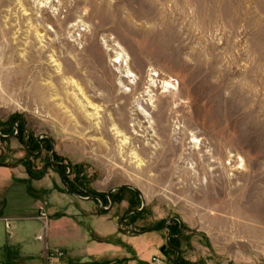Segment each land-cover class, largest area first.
Instances as JSON below:
<instances>
[{
  "label": "rangeland",
  "instance_id": "obj_1",
  "mask_svg": "<svg viewBox=\"0 0 264 264\" xmlns=\"http://www.w3.org/2000/svg\"><path fill=\"white\" fill-rule=\"evenodd\" d=\"M18 118L55 151L0 137V166L20 176L1 180L0 214L34 205L45 242L39 257L13 246V264H173L179 220L145 234L120 221L143 197L126 216L137 231L178 217V264H223L264 234V0H0V130ZM125 184L142 195L109 197Z\"/></svg>",
  "mask_w": 264,
  "mask_h": 264
},
{
  "label": "crops",
  "instance_id": "obj_2",
  "mask_svg": "<svg viewBox=\"0 0 264 264\" xmlns=\"http://www.w3.org/2000/svg\"><path fill=\"white\" fill-rule=\"evenodd\" d=\"M14 177L19 178L20 176L11 173L8 168L0 166V182L1 180L11 181ZM33 208L34 205L30 209H26V213L34 212ZM26 213L20 214V212H15L12 214H0V258H2L0 259V264H13L11 261V253L12 250L14 252L16 251L14 249L15 247L22 254L28 252L33 257H39L43 253L45 242L38 239V235L42 232L43 223L36 218H26ZM72 226L68 218L52 219L48 231L49 244L51 246H61L63 243L59 236L60 232L69 231L70 228L74 229L75 226ZM247 242L253 248L252 250H228L225 253V262L223 264H264V234H258V236L253 235L249 237ZM85 243L84 251L87 253V258H90L89 253L95 250L96 247L95 245H87L88 242ZM80 244L72 241L69 246L70 248L74 246L80 247ZM87 260L88 262L90 261L89 259Z\"/></svg>",
  "mask_w": 264,
  "mask_h": 264
},
{
  "label": "water",
  "instance_id": "obj_3",
  "mask_svg": "<svg viewBox=\"0 0 264 264\" xmlns=\"http://www.w3.org/2000/svg\"><path fill=\"white\" fill-rule=\"evenodd\" d=\"M21 119L24 120L25 123H27L25 119H23V118H19V120H21ZM13 136H15V135H13ZM42 136H49V135H48V134H43V135L39 136L38 139L40 140ZM53 147H54V143H53ZM54 151H55V147L53 148V152H54ZM62 164H64L65 166H67V167L70 169V165H69L68 163H62ZM62 181L65 183L66 187L69 188V184L65 181V176L62 178ZM122 188H132V189L136 190L138 193H140V195H142L141 191H140L137 187H135V186H133V185H131V184H125V185L118 186V187H116V188H114V189H111L110 192H109V197L111 196V194H112L115 190H119V189H122ZM73 194H75V195H77L78 197H80V198H82V199H85V200H95V199H98L99 201H101V203H102V205H103V199H102L101 197H99V196L81 197L80 195H78V194H76V193H73ZM142 197H143V196H142ZM103 207H104V206H103ZM144 207H145V199H144V197H143V207L140 208V209H133V210H129V211H127V212L122 216V218H121L120 221H121V222H130V224H131V228H132V231H133V232L138 233V234H145V233L152 232V231H155V230H163V229H166V228H168L170 222H171L173 219H177V220H179V221H180V233H179L178 235H175V234L171 233V234L168 235V238H167L168 243H169V246L173 247V248L176 249V251H177V258H176V260L174 261L173 264H178V263L180 262V260H181V257H182L181 248H180L179 246H176V245L172 244V242H171V237H179V236L182 234V231H183V222H182V220H181L180 218H178V217H172V218H171L167 223H165L164 225H161V226H158V227H149V228H147V229H145V230L137 231V230L135 229V224H134L133 222H131V221L126 220V216H127V215H130V214H134V213H136V212H141V211L144 210ZM104 209H106V208L104 207ZM195 263L203 264V263H201V262H192V263H190V264H195Z\"/></svg>",
  "mask_w": 264,
  "mask_h": 264
},
{
  "label": "flooded vegetation",
  "instance_id": "obj_4",
  "mask_svg": "<svg viewBox=\"0 0 264 264\" xmlns=\"http://www.w3.org/2000/svg\"><path fill=\"white\" fill-rule=\"evenodd\" d=\"M18 122H21L22 123V126H20V124ZM18 122L15 123V126H14L15 127V132L14 133H12V134H5V133H3L0 130V137L2 139L8 140L10 137H18L19 138L20 135L22 134V135L25 136V138H24V145H25L27 151L31 155L41 154L43 151L49 150V149L53 153V148H54L53 147V141H52V138L50 136H42L40 140L38 139V137H36V138H34L32 140L31 137H27V128H26L25 121L22 120V119L19 120V118H18ZM13 135H15V136H13ZM51 157L53 158L54 157V154H52ZM53 162L55 164H58V165H64L61 162H57L55 160H53ZM69 190L70 191H74V188L72 186L70 188V184H69ZM171 233H173V232H171ZM173 234H175V233H173ZM175 235H177V234H175ZM171 239H173L174 241H176L177 237H171Z\"/></svg>",
  "mask_w": 264,
  "mask_h": 264
},
{
  "label": "bare ground",
  "instance_id": "obj_5",
  "mask_svg": "<svg viewBox=\"0 0 264 264\" xmlns=\"http://www.w3.org/2000/svg\"><path fill=\"white\" fill-rule=\"evenodd\" d=\"M39 34H40V33H39ZM41 35H42V34H41ZM45 50H46V49H45ZM37 51H38V50H37ZM41 51H42V50H41ZM41 51H40V52H41ZM35 52H36V51H35ZM45 52H46V51H45ZM45 52H44V53H45ZM22 60H23V59H22ZM54 61H55V60H54ZM115 61H116V63H119V62L122 63V62H123V60L120 58V56H118L117 59H116ZM124 64H125V63H124ZM25 65L27 66V64H25ZM29 65H30V64H29ZM25 73H26V72H25ZM24 76H25V75H24ZM126 76H127L128 78H131V77H133V74H132V72H131L130 70H127V75H126ZM152 76H156V74H152ZM156 82H157V81H156ZM156 82H155V79H154V78H151V81H150L151 85H150V87H151V88H152V87H155L156 84H157ZM150 83H149V84H150ZM165 84H166L165 87L168 88V89H175V88H177L176 85H175V83H172V81H167ZM149 91H150V89H149ZM87 106H92V107L94 106V108H95V105H94V104H93L88 98H87ZM83 107L85 108L86 106L84 105ZM98 107H99V106H98ZM139 109L142 110V112H143L144 115L149 116L148 111H147L146 109H144L142 106H141V107L139 106V107L137 108L138 111H140ZM89 115H90V116H96V115H98V112H96L95 114H91V113H90ZM87 118H88V117H87ZM117 133H120V130H119V129H117ZM125 141H126V140H125ZM192 143H194L195 148H200L199 140H198L197 138L193 139V140H192ZM133 154H134L135 157H137V158L139 157V156H138V153H137L136 151H135Z\"/></svg>",
  "mask_w": 264,
  "mask_h": 264
}]
</instances>
